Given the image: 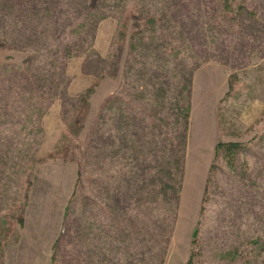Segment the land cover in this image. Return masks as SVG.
Returning <instances> with one entry per match:
<instances>
[{"label":"rangeland","instance_id":"rangeland-1","mask_svg":"<svg viewBox=\"0 0 264 264\" xmlns=\"http://www.w3.org/2000/svg\"><path fill=\"white\" fill-rule=\"evenodd\" d=\"M90 1L0 0V264L259 263L264 57L215 50L209 0H174L195 56L119 33L136 0ZM219 141L245 143L235 166Z\"/></svg>","mask_w":264,"mask_h":264},{"label":"trees","instance_id":"trees-1","mask_svg":"<svg viewBox=\"0 0 264 264\" xmlns=\"http://www.w3.org/2000/svg\"><path fill=\"white\" fill-rule=\"evenodd\" d=\"M209 2L211 5L197 8L196 15L198 19H201L200 28L204 36L207 37L208 42L215 44V50L220 51V48L223 49V52H226L225 56L228 58L239 54L242 57L250 56L249 60H251L257 59V54L259 53L264 57V0H209ZM160 3L162 6L158 7ZM173 5L174 0H136L134 4L136 8L133 6L127 7L124 12L119 33L125 34V32H129L133 46L138 44L141 47L146 44L152 46L159 42L157 46L162 53L167 51V49L178 53V50L181 48V42H183L185 50L195 56L193 54L194 46L187 34L188 28L186 31V27L178 23L174 17L175 15L172 12L174 10ZM86 11L83 12L84 17L77 25V28L85 25ZM135 19L138 21L132 25ZM249 38L259 41L258 45L252 44V46ZM117 62L114 63L115 66L118 65ZM91 90L92 88L83 92L80 97L83 102V105L79 109L80 113L85 110V106L89 103ZM122 92V89L120 90L119 87L117 91L108 95L101 104V112L104 111L109 102L115 107L119 98L122 97ZM102 116L103 112L100 117ZM78 127L80 125L76 124L71 130L74 133L80 132L81 127L80 129ZM79 134H76V138H70L68 133L66 136V138L69 137L72 143L74 142L75 149L77 150L85 147L86 140L89 138L87 135L83 139ZM244 146L245 143L240 141H219L216 153L228 165L235 166ZM80 152L83 153L84 163L79 161V165L84 168L89 161L88 148ZM80 173H82V170ZM210 177L211 173H209L208 178ZM175 191L178 192L179 189L176 187ZM196 235H198V227L193 232V243L197 241L198 236ZM252 243L253 247L248 250V253L252 255L248 259L254 262L258 256H263L264 244L261 240L257 243L252 241ZM196 254L195 250H193L190 257L191 260L196 258ZM241 257L245 259L246 256L241 255ZM256 264H264V257H261L259 263Z\"/></svg>","mask_w":264,"mask_h":264}]
</instances>
